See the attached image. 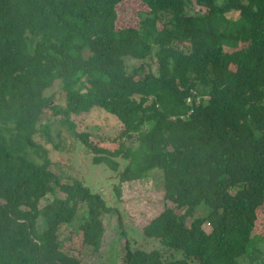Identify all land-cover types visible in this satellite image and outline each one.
<instances>
[{"label": "trees", "instance_id": "trees-1", "mask_svg": "<svg viewBox=\"0 0 264 264\" xmlns=\"http://www.w3.org/2000/svg\"><path fill=\"white\" fill-rule=\"evenodd\" d=\"M125 1L0 0V264H89L64 244L78 234L99 250L109 213L115 244L128 234L119 207L51 170L66 138L51 134L55 116L115 173L117 202L123 184L160 172L172 206L141 229L163 248L126 239L107 252L115 264H264V0H242L237 23L236 0H140L135 27L117 23ZM56 80L63 103L47 94ZM95 107L123 125L112 149L71 120Z\"/></svg>", "mask_w": 264, "mask_h": 264}, {"label": "rangeland", "instance_id": "rangeland-1", "mask_svg": "<svg viewBox=\"0 0 264 264\" xmlns=\"http://www.w3.org/2000/svg\"><path fill=\"white\" fill-rule=\"evenodd\" d=\"M217 1L218 3L223 2V0ZM124 3L128 4L121 3L117 5L118 25L137 26L139 21L138 12L147 11L149 7L140 0H133L132 2L125 1ZM245 3L247 5L249 1L247 0ZM233 5V8H230L226 12V17L237 23L239 18H241L242 0L234 1ZM194 8L196 9L198 7L194 5ZM257 10L256 5L254 4L253 11L247 10V13L250 14L252 12H256ZM243 45V43H239L237 48H240ZM233 49L234 48H232V46L225 47L226 51H231ZM151 58L152 59L147 57L144 61L141 60V62L145 63L152 61L153 68L155 69V59L153 57ZM134 62L127 61V69L128 67L130 68L131 66L138 64L139 61ZM47 94L53 96V103L64 102V92L62 91V84L59 80L54 81L52 86L48 88ZM49 113L50 110H47L45 115ZM58 118V116H55L54 118L55 122L51 125L53 127L51 134L54 135L58 129L62 130L64 136H66L64 142L65 148H61L53 153L51 158L53 162L51 170L59 175L62 182L66 181L68 177H77L88 186L93 187L94 191L100 192L109 205L119 207V211L122 214L123 230H128V234L121 239L120 246H118V239H116L115 244V237L117 235L120 236L122 230L118 225V215L115 213L105 214L103 216L105 224L104 241L102 242V246L99 250H96V252H90L89 248H83L81 246V236L78 234L75 239H70L69 242H65L64 249L89 264H91L92 259H96L97 256L99 259L95 261L96 264H115L113 260L109 259L107 252H110L114 257V252H116L119 247L123 246L126 239L130 241L132 247H141L147 251L153 248H163L158 240L146 238L141 229L152 217L156 216L164 208V204L172 206L170 202H161L162 190L160 185L162 178L160 172L152 171L145 180L136 181L130 184H123L122 202H117L111 192L112 185L116 182L115 173L104 165H94L92 162V153L84 147L75 136L72 135L67 125L57 124L56 119ZM71 120L74 121L76 130L90 133L93 137L92 139L99 145L105 146L109 149L117 146V136L123 128V125L115 116L105 110L95 107L88 112H82L77 116L71 117ZM104 139H106V142H104ZM55 140L57 141L58 139ZM126 142L131 146H136L137 144L134 138ZM47 196H49V198L51 197L50 195ZM44 203L45 201L42 200L41 204ZM176 212H178V210H176ZM204 214H206V209L198 207L196 215L201 216ZM262 217V228H264V215H262ZM75 225H77V222ZM70 227L77 230V227L75 226ZM70 227L63 228L62 237L69 235L70 231H72ZM203 228L206 231L210 230L208 223H205ZM259 235L264 240L263 231L260 232ZM262 245L264 248V243ZM172 254L180 257L179 254ZM119 262L120 261H118V263Z\"/></svg>", "mask_w": 264, "mask_h": 264}]
</instances>
